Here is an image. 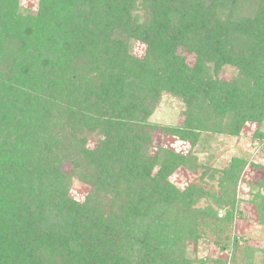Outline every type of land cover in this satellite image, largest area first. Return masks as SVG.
I'll list each match as a JSON object with an SVG mask.
<instances>
[{"label": "trees", "instance_id": "1", "mask_svg": "<svg viewBox=\"0 0 264 264\" xmlns=\"http://www.w3.org/2000/svg\"><path fill=\"white\" fill-rule=\"evenodd\" d=\"M162 94L183 105L175 126L151 121ZM248 123L264 144V0H0V264L217 263L186 247L228 249L245 161L218 193L170 178L206 173L198 154ZM156 134L189 148L153 152ZM251 188L264 229V177ZM232 244L231 264H264Z\"/></svg>", "mask_w": 264, "mask_h": 264}, {"label": "rangeland", "instance_id": "2", "mask_svg": "<svg viewBox=\"0 0 264 264\" xmlns=\"http://www.w3.org/2000/svg\"><path fill=\"white\" fill-rule=\"evenodd\" d=\"M37 3L38 0H21L22 8L30 13L36 12ZM143 52L144 48L138 43H134L133 53L140 57ZM232 71L231 68H227L221 76L224 79H229ZM182 109L183 105L179 100L170 95L162 94L151 121L157 123L160 128L163 126H175L180 120L179 116ZM256 128L257 124L248 123L243 127L240 136L215 137L214 141L209 144V150H206L205 154H198L200 162L208 167L206 173L202 169L199 171L179 170L170 178L171 182L179 189H184L188 185L194 184L204 187L205 190H209L211 193H218L220 191L218 179L222 174L221 170L228 161L232 157H237L246 163L236 186V207L240 213L235 214L230 229L227 230L229 235L228 249L221 252L214 243L216 241L215 235L206 233L205 237L196 246L191 243L186 247V250L191 255H195L196 258L217 262L213 264H220L221 262L231 264V250L234 241L238 240L240 246L264 247V229L258 223L255 205L249 202L253 193H255L251 186L255 185L257 181L263 180L264 177V170H258L261 166H264V144L253 139V133ZM262 132L264 133V127H262ZM152 145L153 152L156 148H164L186 153L189 148L188 143L180 142L172 136L163 134H156ZM87 146L89 148L95 147L91 136L88 139ZM211 152L214 154L213 156H210ZM62 170L68 175L72 171L68 163L63 164ZM70 184L69 197L76 202H82L87 196L89 187L81 183L75 176L71 178ZM200 203H203V201ZM222 214V211L218 212L219 217ZM257 259L259 260V258Z\"/></svg>", "mask_w": 264, "mask_h": 264}]
</instances>
